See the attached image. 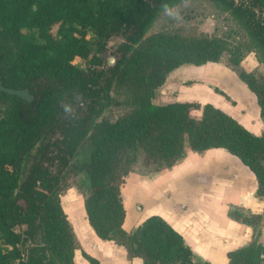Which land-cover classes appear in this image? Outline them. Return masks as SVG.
<instances>
[{"label": "trees", "instance_id": "trees-1", "mask_svg": "<svg viewBox=\"0 0 264 264\" xmlns=\"http://www.w3.org/2000/svg\"><path fill=\"white\" fill-rule=\"evenodd\" d=\"M168 1L0 0V82L27 87L35 96L28 102L0 89V264H76L78 240L60 190L70 160L86 138L88 222L98 237L125 247L130 258L141 257L143 264L212 263L195 261L183 235L161 215L148 216L131 231L124 228L121 187L141 155L144 164L162 161L170 167L183 157L186 142L197 152L221 148L252 171L256 193L264 195V132L253 133L209 102L152 101L172 70L218 62L227 49L224 40L208 35L157 32L143 38ZM212 1L242 21L264 61V11L259 9L264 2ZM115 35L125 41L117 48L116 65L107 68L102 56L91 54L92 44L101 52ZM79 56L89 58L87 71L75 65ZM241 58L232 51L230 63L255 94L264 117V79L242 68ZM114 85L127 90L129 108L90 130L99 106L112 100ZM63 103H71L79 118L66 117ZM191 109H201V117L192 116ZM31 156L32 164H23ZM229 216L254 229L262 221L260 214L240 210ZM23 234L30 240L27 247L22 246ZM38 234L41 241L34 244ZM259 234L260 229L250 244L229 250V264H264ZM83 255L91 264H101L85 251Z\"/></svg>", "mask_w": 264, "mask_h": 264}, {"label": "rangeland", "instance_id": "rangeland-1", "mask_svg": "<svg viewBox=\"0 0 264 264\" xmlns=\"http://www.w3.org/2000/svg\"><path fill=\"white\" fill-rule=\"evenodd\" d=\"M257 1L264 2V0ZM168 4L180 6L183 20L179 23L169 20L163 16L160 9L155 19L147 26L143 38L157 32L179 33L185 36L208 35L224 40L227 49L218 62H207L198 66L183 64L172 70L164 84L155 91L152 101L155 104L174 101L213 103L239 120L241 114L248 115L242 117V122L259 131L262 120L256 118L257 116L253 118L250 112L257 105L255 96L230 63L231 52L239 51L242 54L240 66L253 72L258 79H264V61L260 50L242 21L231 10L212 0H188L186 8L182 0H171ZM259 9L264 11L263 6ZM124 41L123 36L115 35L101 52L97 51L96 44H92L91 54L97 52L102 56L107 68L115 66L120 57L117 48ZM110 58L114 59L113 64L109 62ZM74 62L84 71L90 66L88 57H76ZM111 95L112 100L103 101L92 116L90 130L101 119L114 121L129 108V95L124 87L114 85ZM190 113L199 119L202 112L201 109H191ZM88 157L89 140L86 138L71 158L60 190L62 207L78 240V247L75 250L78 255L83 254L84 251L82 241L86 243L85 241L91 239L89 222L83 210L84 200L91 192L87 173ZM32 161L31 156L23 164H32ZM28 167L29 165L26 166ZM253 179V175L247 172L236 156L221 148L197 152L186 142L183 157L170 167L162 161L144 164L141 155L121 187L126 209L125 229L133 230L151 214H161L170 220L171 215L179 210L197 211L199 215L209 216L210 211L214 210L217 212L216 216L220 218L228 204L237 202L240 198L239 188L243 189L244 193L246 191L249 194L254 193ZM205 198L207 201L203 202ZM126 204L130 207L128 218ZM201 204L204 209L202 213L199 212ZM145 209L149 211H144ZM187 215V221L194 219L189 213ZM78 218L81 219V223ZM23 230H27L26 227ZM76 231L83 232L84 236L80 238L78 236L80 234ZM22 236V246H29L30 240H27L26 234ZM40 237L39 234L34 237V244L40 243ZM128 258L133 257L128 256Z\"/></svg>", "mask_w": 264, "mask_h": 264}, {"label": "crops", "instance_id": "crops-1", "mask_svg": "<svg viewBox=\"0 0 264 264\" xmlns=\"http://www.w3.org/2000/svg\"><path fill=\"white\" fill-rule=\"evenodd\" d=\"M255 102L257 105H255L254 109L250 112L253 118L257 116L256 118H260L262 120V125L259 131L254 130L253 128L245 125L242 122V117H246L248 115L241 114V120H239V118L235 116L234 117L238 119L250 131L257 135H260L264 132V117L260 113V106L257 102V99ZM242 165L245 169H247V172L251 173L254 177V186L252 187V190L254 189V193L249 194L248 191L244 193V190L239 188V190L241 191L240 198L237 202L228 204L227 208L224 210V213L220 218L216 216L217 212L214 210L210 211V216L206 214L199 215L197 211L179 210L175 211L174 214L171 215L172 219L170 220L165 218L161 214H158L165 218L180 234L183 235L187 244L194 252L195 261H209L212 264H229V258L227 256V252L229 250L248 245L254 240V237H256V229L243 222L231 218L229 216L230 210H240L247 214H260L262 216V221L258 226V228L260 229L258 241L264 243V195L260 196L256 193L258 187L257 180L252 171L244 164ZM205 201H207L206 198L205 200H203V202ZM126 208L128 218V211L130 209L129 204H126ZM203 210L204 209L201 204L199 212L202 213ZM144 211H149V209H145ZM188 213L189 216L194 219H190L187 221L186 217L188 216ZM78 220H80V223L82 222L80 218H78ZM89 227L88 228L90 231L89 233L91 235V239L90 241H85L86 243H84L83 240L82 247L86 253L97 258L101 264H143V259L141 257H133L132 259H129L127 251L123 246L113 244L111 243L112 241L110 242L109 240L101 239L97 236L90 224ZM76 232L80 234L78 235L80 238L81 236H84L83 232ZM74 260L76 264H91L83 254L78 255L77 252H75Z\"/></svg>", "mask_w": 264, "mask_h": 264}, {"label": "clouds", "instance_id": "clouds-1", "mask_svg": "<svg viewBox=\"0 0 264 264\" xmlns=\"http://www.w3.org/2000/svg\"><path fill=\"white\" fill-rule=\"evenodd\" d=\"M183 6L188 7V0H182ZM163 16L168 18L169 20L175 21L179 23L183 20V16L181 13L180 6L178 5H169L167 2L160 5ZM33 10H36V5H33ZM80 100V106H83L82 98H78ZM62 110L66 117L71 119H78V114L76 113L73 105L71 103H63Z\"/></svg>", "mask_w": 264, "mask_h": 264}, {"label": "water", "instance_id": "water-1", "mask_svg": "<svg viewBox=\"0 0 264 264\" xmlns=\"http://www.w3.org/2000/svg\"><path fill=\"white\" fill-rule=\"evenodd\" d=\"M109 62L113 64L114 59L110 58ZM0 89L2 91L9 93V94L17 95L20 98H22L28 102L33 101L35 98L34 94L32 92H30L29 88H27V87H25V88H13V87L6 86L2 82H0Z\"/></svg>", "mask_w": 264, "mask_h": 264}]
</instances>
